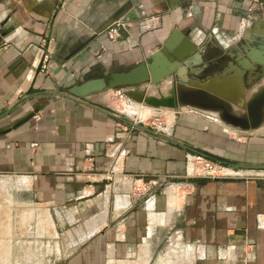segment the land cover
Returning <instances> with one entry per match:
<instances>
[{
	"label": "crops",
	"instance_id": "crops-1",
	"mask_svg": "<svg viewBox=\"0 0 264 264\" xmlns=\"http://www.w3.org/2000/svg\"><path fill=\"white\" fill-rule=\"evenodd\" d=\"M251 2L0 0V175L42 212L54 248L67 235L73 264H264V123L244 131L188 107L156 133L112 116L116 90L56 95L130 72L169 41L196 44L208 73L209 58L264 38ZM113 18L126 23L116 41L99 34ZM235 80L221 87L246 116L264 81L248 91ZM194 156L229 168L193 174Z\"/></svg>",
	"mask_w": 264,
	"mask_h": 264
},
{
	"label": "water",
	"instance_id": "water-1",
	"mask_svg": "<svg viewBox=\"0 0 264 264\" xmlns=\"http://www.w3.org/2000/svg\"><path fill=\"white\" fill-rule=\"evenodd\" d=\"M186 1L188 0H171V6L176 7ZM117 20V18L111 19L99 34L105 32ZM176 35L179 33L177 32ZM254 39L255 41L260 40V42L251 44L253 47L249 49H244L245 54L238 50H234L233 53L229 52L224 61L232 59V62L227 63L222 72L206 76L203 79L198 77L205 71V68H199L203 62L201 60L202 52L197 45L187 43L175 50L169 41L162 51L130 72L113 74L107 80L88 81L71 89L70 95H56L78 101V99L106 90H123L125 95L134 101L152 109L178 112L181 107L190 106L215 110L220 112V118L226 124L244 131H255L264 123V87L259 93L254 94L242 108L246 114L243 116L242 113L231 112L232 101L224 94L226 92L221 87L223 83L216 81V79L224 80V78L235 74L242 81L244 80L245 88L248 91L264 81V38ZM236 80L234 82L238 83ZM227 82L229 80L224 83ZM144 85H151L155 90L141 89ZM133 92L138 93L133 96ZM34 115V113L27 114L13 128L25 124ZM112 116L136 129L150 131L134 121L126 120L115 114Z\"/></svg>",
	"mask_w": 264,
	"mask_h": 264
},
{
	"label": "rangeland",
	"instance_id": "rangeland-1",
	"mask_svg": "<svg viewBox=\"0 0 264 264\" xmlns=\"http://www.w3.org/2000/svg\"><path fill=\"white\" fill-rule=\"evenodd\" d=\"M251 3L250 8L254 7L253 16L262 18L264 15V0H259L257 3L252 0ZM209 59L213 70H209L208 73L203 72L198 76L199 78L203 79L206 75L209 74L208 76H210L214 72L219 73L220 68L224 67L223 64L227 62V60L224 61L227 59L226 55L217 57V59L215 57ZM144 88L155 90L151 85H144L141 89ZM114 95H112L114 107L122 118L134 121L128 113L139 111L143 116L137 123L156 133H166L172 123V116L176 113L172 110L157 111L144 104L139 105L125 93L124 99ZM188 107L190 106L181 107L179 111L183 108L188 109ZM202 159L213 166L229 168L219 162L194 156L190 166L193 174L211 175L213 173L204 171L205 173L200 174L199 171L202 170L204 165L199 164ZM230 171L223 170V175L231 176ZM240 173L234 176L245 177L253 174L250 172ZM50 226L45 222V217L39 209L28 207L24 203L21 187L16 186L14 180L9 176L0 175V264H73L76 257L71 255L74 250L71 248L70 239L66 235L54 248V242L50 239L53 236L52 227L50 228Z\"/></svg>",
	"mask_w": 264,
	"mask_h": 264
},
{
	"label": "built area",
	"instance_id": "built-area-1",
	"mask_svg": "<svg viewBox=\"0 0 264 264\" xmlns=\"http://www.w3.org/2000/svg\"><path fill=\"white\" fill-rule=\"evenodd\" d=\"M20 1V0H19ZM155 18H153L154 20ZM126 26V23L122 20H117L115 21L106 31L109 35V38L112 40V41H116L118 38H119V33H120V30L122 28H124ZM46 62H47V59L44 60V63L42 65V69L45 70L47 68L46 66ZM115 97H120L122 99L125 98L124 96V91L123 90H116L115 91ZM36 119H40L39 116H36L35 117ZM201 160V159H200ZM199 164H204L203 167H202V170L200 172H211L213 170H216L217 167L216 166H213L211 163H208L205 159H202V161H199Z\"/></svg>",
	"mask_w": 264,
	"mask_h": 264
},
{
	"label": "bare ground",
	"instance_id": "bare-ground-1",
	"mask_svg": "<svg viewBox=\"0 0 264 264\" xmlns=\"http://www.w3.org/2000/svg\"><path fill=\"white\" fill-rule=\"evenodd\" d=\"M231 79H238V84L240 83V80H239V77L237 78L236 76H234V75H230L229 77H227V78H224V80H221V81H219V82H222V83H224V82H226V81H228V80H231ZM224 81V82H223ZM170 84V83H169ZM168 84V85H169ZM261 84V83H260ZM259 84V85H260ZM263 85H261L258 89H257V91H256V93H254V94H257V93H259L260 91H261V89H263V87H264V82L262 83ZM258 86V85H257ZM167 87H169V86H167ZM256 87V86H255ZM137 93L138 92H133V96H136L137 95ZM139 95V94H138ZM135 99V98H134ZM136 102V101H135ZM137 104H139L140 105V103H138V102H136ZM150 109H152V108H150ZM200 109H202V110H204V111H207V112H211L212 114H215V115H217V117L218 118H220L221 116H220V113H218L217 111H215V110H210V109H203V108H200ZM154 110H157V111H162V110H158V109H154ZM174 112H176V111H174ZM128 115L134 120V121H136L135 123H137V122H139L140 121V119L142 118V113H140L139 111H136V112H130V113H128ZM221 119V118H220ZM221 121H222V119H221ZM215 170H213V171H211V172H214ZM205 173V172H204ZM251 173V172H250ZM230 174L231 175H238L239 173H236V172H233V171H230ZM240 174H242V173H240ZM250 175V174H249Z\"/></svg>",
	"mask_w": 264,
	"mask_h": 264
},
{
	"label": "trees",
	"instance_id": "trees-1",
	"mask_svg": "<svg viewBox=\"0 0 264 264\" xmlns=\"http://www.w3.org/2000/svg\"><path fill=\"white\" fill-rule=\"evenodd\" d=\"M209 159H210V160H212V161H216V162H218V161H217V160H215L214 158H211V157H210ZM223 164H224V163H223Z\"/></svg>",
	"mask_w": 264,
	"mask_h": 264
}]
</instances>
